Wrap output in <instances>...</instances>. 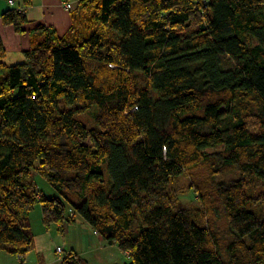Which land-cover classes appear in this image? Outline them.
<instances>
[{
	"label": "trees",
	"instance_id": "obj_1",
	"mask_svg": "<svg viewBox=\"0 0 264 264\" xmlns=\"http://www.w3.org/2000/svg\"><path fill=\"white\" fill-rule=\"evenodd\" d=\"M70 18L18 64L0 39V251L33 248L38 202L44 227L79 216L124 264H264V0H76ZM183 175L200 207L170 188Z\"/></svg>",
	"mask_w": 264,
	"mask_h": 264
},
{
	"label": "rangeland",
	"instance_id": "obj_2",
	"mask_svg": "<svg viewBox=\"0 0 264 264\" xmlns=\"http://www.w3.org/2000/svg\"><path fill=\"white\" fill-rule=\"evenodd\" d=\"M88 117V115H85L84 118ZM90 122H87L89 126H91ZM195 174L194 177H196ZM220 178L226 177H216V179ZM30 180L46 196H54L56 194L55 190H53V188L35 171H32ZM191 184L192 180L190 177L183 175L176 179L170 185V188L175 196L188 207H200L197 195L193 194L190 189ZM29 217L32 232H35L37 235V240L35 241L36 246L34 249L32 248L28 251L29 254H31L26 258V261L30 264H40L41 261L48 264H60L61 258L65 256L70 249H73L75 253L84 260L85 264H124L128 261L127 256L118 248L117 244H107L101 241L97 233L79 216L76 217L74 222L69 224L65 223L62 232L53 224L50 230L51 238L47 235L45 236L46 238L39 236V234L45 231V228L42 222L41 207L38 202L35 203L33 209L30 211ZM216 223L220 229L225 225H223L221 210L219 209L216 211ZM56 246H61V252L56 250ZM28 252L26 253L27 255ZM8 259H11V254L7 253L5 250H1L0 264H8ZM11 260L13 261V259ZM13 262L15 263V261Z\"/></svg>",
	"mask_w": 264,
	"mask_h": 264
},
{
	"label": "crops",
	"instance_id": "obj_3",
	"mask_svg": "<svg viewBox=\"0 0 264 264\" xmlns=\"http://www.w3.org/2000/svg\"><path fill=\"white\" fill-rule=\"evenodd\" d=\"M9 1H12L10 3ZM76 0H0V15L8 9H18L22 11L27 19L23 26L24 31L17 33L10 25L3 24L0 18V39L5 50L4 62L7 65L21 63L25 60L24 53L31 48V34L38 26H46L53 28L59 36L66 34L70 28L71 18L70 11L73 8ZM64 2H69L71 7L64 8ZM44 226V225H43ZM51 227H44L45 231L39 236H49L51 238ZM59 229V226H56ZM61 232L64 230L59 229ZM33 233L34 245L37 240V235ZM101 241V237H99ZM50 241V240H48ZM104 242V241H103ZM61 247V246H56ZM65 249V247H64ZM10 254V253H9ZM31 254V253H30ZM24 254L22 257L11 254V259H8V264H30L26 258L30 255ZM40 264H48L41 261Z\"/></svg>",
	"mask_w": 264,
	"mask_h": 264
},
{
	"label": "built area",
	"instance_id": "obj_4",
	"mask_svg": "<svg viewBox=\"0 0 264 264\" xmlns=\"http://www.w3.org/2000/svg\"><path fill=\"white\" fill-rule=\"evenodd\" d=\"M10 3H12V1H9ZM64 7L67 9V8H70L71 7V4L69 2H64ZM57 251L61 252V247H57L56 248Z\"/></svg>",
	"mask_w": 264,
	"mask_h": 264
}]
</instances>
